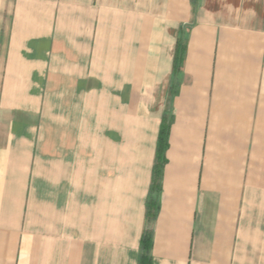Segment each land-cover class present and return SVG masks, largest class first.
<instances>
[{"label":"crops","instance_id":"obj_1","mask_svg":"<svg viewBox=\"0 0 264 264\" xmlns=\"http://www.w3.org/2000/svg\"><path fill=\"white\" fill-rule=\"evenodd\" d=\"M164 113L151 264H264V0H0V264H138Z\"/></svg>","mask_w":264,"mask_h":264},{"label":"trees","instance_id":"obj_2","mask_svg":"<svg viewBox=\"0 0 264 264\" xmlns=\"http://www.w3.org/2000/svg\"><path fill=\"white\" fill-rule=\"evenodd\" d=\"M183 55V46L180 41L176 43L173 58V73H175L181 64ZM167 113H164L159 125L156 152L154 164L152 166V176L150 188L146 198V223L147 227L142 232L140 238V250L138 254V264H151V245H152V229L151 223L154 221L158 209V193L160 189V177L162 167L165 162V150L167 147L168 131L170 119Z\"/></svg>","mask_w":264,"mask_h":264}]
</instances>
